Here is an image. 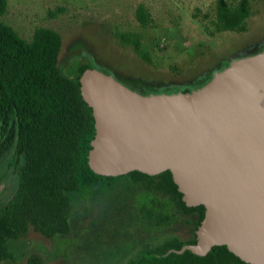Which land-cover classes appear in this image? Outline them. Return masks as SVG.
I'll return each mask as SVG.
<instances>
[{
    "label": "rangeland",
    "instance_id": "1",
    "mask_svg": "<svg viewBox=\"0 0 264 264\" xmlns=\"http://www.w3.org/2000/svg\"><path fill=\"white\" fill-rule=\"evenodd\" d=\"M215 0H8L3 22L25 40L38 27L62 36L59 66L70 75L75 65L97 67L143 94L196 89L231 60L264 50V0H252L245 32L213 36ZM153 18L148 27L136 18L139 5ZM140 38L151 62L141 58L124 36ZM125 40V42H123ZM73 67V68H72ZM74 77V76H73ZM0 207L17 190V177L0 168ZM147 192L130 189L126 179L83 183L69 194L70 232L47 238L33 228L27 236L0 248V264H26L38 255L45 264H129L142 250L165 240L193 238L196 214L161 231L139 221Z\"/></svg>",
    "mask_w": 264,
    "mask_h": 264
},
{
    "label": "water",
    "instance_id": "2",
    "mask_svg": "<svg viewBox=\"0 0 264 264\" xmlns=\"http://www.w3.org/2000/svg\"><path fill=\"white\" fill-rule=\"evenodd\" d=\"M79 82L95 122V174L170 171L185 204L205 207L196 243L169 253L203 257L226 246L264 264V50L188 92L143 94L93 66Z\"/></svg>",
    "mask_w": 264,
    "mask_h": 264
},
{
    "label": "trees",
    "instance_id": "3",
    "mask_svg": "<svg viewBox=\"0 0 264 264\" xmlns=\"http://www.w3.org/2000/svg\"><path fill=\"white\" fill-rule=\"evenodd\" d=\"M251 1L215 0L211 22L214 31L206 27L209 34L247 31ZM7 8L8 0H0V168L6 165L12 170L18 187L0 207V248L27 236L31 228L47 238L69 234V194L79 192L83 183L95 179L111 187L123 178L130 189L141 185L147 192L146 200L139 204L138 217L149 231H161L182 217L196 214L192 239L165 240L145 248L129 264H248L226 246H215L203 257L189 250L169 253L196 243L195 232L205 216V207L185 204L170 171L155 176L133 171L105 177L90 169L88 153L95 122L92 108L81 95L79 78L91 66L75 65L70 75L63 74L59 66L61 34L38 27L32 39L25 40L1 19ZM136 18L143 27L153 23L151 13L142 4ZM124 38L134 44L141 58L151 62L139 37L133 34ZM26 264L45 263L34 254Z\"/></svg>",
    "mask_w": 264,
    "mask_h": 264
},
{
    "label": "flooded vegetation",
    "instance_id": "4",
    "mask_svg": "<svg viewBox=\"0 0 264 264\" xmlns=\"http://www.w3.org/2000/svg\"><path fill=\"white\" fill-rule=\"evenodd\" d=\"M210 78H211V77H209L205 82H207ZM205 82H204V83H205ZM202 85H203V84H202ZM189 90H192V89H189ZM0 196H1V195H0Z\"/></svg>",
    "mask_w": 264,
    "mask_h": 264
},
{
    "label": "crops",
    "instance_id": "5",
    "mask_svg": "<svg viewBox=\"0 0 264 264\" xmlns=\"http://www.w3.org/2000/svg\"><path fill=\"white\" fill-rule=\"evenodd\" d=\"M115 76V75H114Z\"/></svg>",
    "mask_w": 264,
    "mask_h": 264
}]
</instances>
